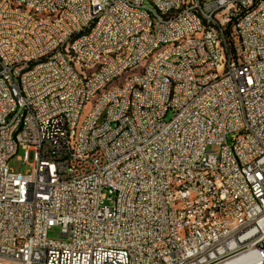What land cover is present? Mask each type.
I'll list each match as a JSON object with an SVG mask.
<instances>
[{"label": "built area", "instance_id": "1", "mask_svg": "<svg viewBox=\"0 0 264 264\" xmlns=\"http://www.w3.org/2000/svg\"><path fill=\"white\" fill-rule=\"evenodd\" d=\"M0 264H264V0H0Z\"/></svg>", "mask_w": 264, "mask_h": 264}, {"label": "bare ground", "instance_id": "2", "mask_svg": "<svg viewBox=\"0 0 264 264\" xmlns=\"http://www.w3.org/2000/svg\"><path fill=\"white\" fill-rule=\"evenodd\" d=\"M43 21H54V13H42ZM188 41V34H179L176 39L163 40L162 43H156L149 53L144 55L143 59H137L136 65H130V63H122L113 72L108 75V80L104 81L103 85H95L94 92H90L83 95L82 99V110L78 112V118L75 122H72L73 132H80L83 130L84 125L87 124L88 118L93 117L95 113V106L98 102L105 99V92H112L114 84L108 87V84L116 79L122 72L135 68L138 64L144 62L142 69H146L152 63H156L162 53L171 49H176L177 46L184 45ZM194 41H201V34H194ZM70 43H77V36H70ZM112 57H120V50H112ZM100 66V56H93L88 59V65L84 62H77V73H86V75H97V68ZM217 70H224V62H217ZM141 77V71L137 74H133L128 78ZM125 84V81L122 83ZM122 84H115V87H122ZM95 97V99H94ZM92 104L89 112L82 118V112L85 104L91 99ZM22 115V106H15L14 116ZM106 122V113H99L97 115V126H104ZM195 171H198L199 176H207V166L202 164H195ZM186 193L189 196H196V187L193 185H186ZM236 222V215H224V224H232Z\"/></svg>", "mask_w": 264, "mask_h": 264}, {"label": "rangeland", "instance_id": "3", "mask_svg": "<svg viewBox=\"0 0 264 264\" xmlns=\"http://www.w3.org/2000/svg\"><path fill=\"white\" fill-rule=\"evenodd\" d=\"M146 63V60L140 64H138L135 68H131L128 69L124 72H122L116 79H114L113 81H111L108 84V87H110L112 84H122L125 81V76L126 78H128L129 76L133 75V74H137L141 71V69L143 68L144 64ZM95 99V97H94ZM93 98H91L84 106L83 112L81 117L83 118L90 110L91 108V104H92V100H94ZM22 151H19L16 155H14L12 158H10V160L8 161V167L14 171H20L22 173H24L26 170L29 169V166L27 164H25V162L23 160H21L22 158ZM17 156H20V159H17ZM47 237L49 239H53V240H64L65 237L60 235V227L59 226H53L51 227L49 230H47Z\"/></svg>", "mask_w": 264, "mask_h": 264}]
</instances>
